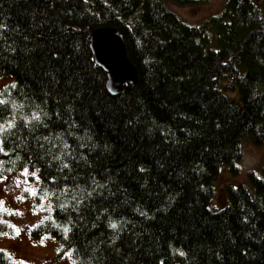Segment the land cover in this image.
<instances>
[{"label": "trees", "instance_id": "1", "mask_svg": "<svg viewBox=\"0 0 264 264\" xmlns=\"http://www.w3.org/2000/svg\"><path fill=\"white\" fill-rule=\"evenodd\" d=\"M100 27L137 71L117 95ZM0 79V177L35 171L49 204L33 238L76 264H264V161L211 206L244 141L264 143V1L189 25L163 0H0Z\"/></svg>", "mask_w": 264, "mask_h": 264}, {"label": "rangeland", "instance_id": "2", "mask_svg": "<svg viewBox=\"0 0 264 264\" xmlns=\"http://www.w3.org/2000/svg\"><path fill=\"white\" fill-rule=\"evenodd\" d=\"M180 4L175 0H163L166 7L184 23L202 25L217 16L227 0H189ZM258 5L264 0H254ZM11 82L0 79V90ZM242 160L237 173L223 169L213 183L212 209L227 205L226 189L230 185L247 184L249 172H259L264 161V143L254 146L245 140ZM39 181L35 171L23 170L8 177H0V223L8 227L0 234V250L7 253L13 264H76L70 254H61L60 245L50 237L33 238L32 229L48 215L49 204L36 202Z\"/></svg>", "mask_w": 264, "mask_h": 264}, {"label": "water", "instance_id": "3", "mask_svg": "<svg viewBox=\"0 0 264 264\" xmlns=\"http://www.w3.org/2000/svg\"><path fill=\"white\" fill-rule=\"evenodd\" d=\"M89 47L96 65L106 74V88L111 95L137 82V71L126 56L123 36L115 28L93 30Z\"/></svg>", "mask_w": 264, "mask_h": 264}, {"label": "snow or ice", "instance_id": "4", "mask_svg": "<svg viewBox=\"0 0 264 264\" xmlns=\"http://www.w3.org/2000/svg\"><path fill=\"white\" fill-rule=\"evenodd\" d=\"M112 227H115V225H112Z\"/></svg>", "mask_w": 264, "mask_h": 264}]
</instances>
